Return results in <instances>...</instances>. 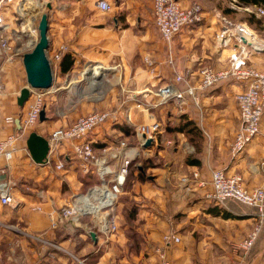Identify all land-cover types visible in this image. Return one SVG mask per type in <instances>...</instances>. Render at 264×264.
Returning <instances> with one entry per match:
<instances>
[{
	"label": "crops",
	"instance_id": "0c3cea01",
	"mask_svg": "<svg viewBox=\"0 0 264 264\" xmlns=\"http://www.w3.org/2000/svg\"><path fill=\"white\" fill-rule=\"evenodd\" d=\"M99 1L39 0L35 7H45L44 11L26 17L39 25L43 14L49 16L48 57L61 81L50 89L51 98L68 89L71 78L82 81L81 68L96 61L102 72L104 69L111 75L107 78L110 82L100 97L89 92L94 99L83 115L99 110L120 114L119 123L107 122L91 134L96 149L114 144L118 137L135 144V128L140 124L159 121L162 131L152 146L139 148L138 169L128 177L117 206L118 231L105 236L86 216L71 233L67 223L52 228L51 221L74 193L91 186L87 179L93 178H86L88 174L78 168L68 144L61 146L58 156L67 162V168L58 172L33 160L27 139L33 131L47 138L53 129L70 125L83 115L76 112L79 102L68 100L58 111L59 117H53L49 111L54 112L55 101L52 109L46 103V119L20 138L13 159L0 155V182H21L13 189L15 204H3L0 199V264H160L157 248L164 245L165 234L180 238L170 247L174 264H264V217L258 209L233 198L220 201L207 195L215 169L241 175L246 188L264 185V112L258 136L243 152H232L240 125L236 96L246 83L228 78L206 90L199 89L197 102L187 97L179 104L172 100L161 105L155 94L176 74L184 76L182 87L186 83L198 87L203 67L222 69L229 65L234 49L219 47L217 35L221 17L226 16L228 7H236L237 0H177L184 7L199 4L202 21L184 27L170 45L156 25L153 0H106L111 5L108 11L100 9ZM12 4L2 10L9 30L14 21L5 11ZM63 44L68 51L55 61L53 55ZM68 53L70 57L65 59ZM23 55L11 63L0 56V79L4 82L0 139L12 130L4 122L5 116L17 115L18 109H23L14 84L25 79L23 87L28 85ZM251 61L264 69V52L254 53ZM63 64L72 66L63 72ZM90 88L85 87L87 91ZM184 177L190 180L185 182ZM37 205L42 210H35ZM257 226L260 229L253 245L242 248L240 244ZM44 240L57 241L67 251Z\"/></svg>",
	"mask_w": 264,
	"mask_h": 264
},
{
	"label": "built area",
	"instance_id": "2783aa9c",
	"mask_svg": "<svg viewBox=\"0 0 264 264\" xmlns=\"http://www.w3.org/2000/svg\"><path fill=\"white\" fill-rule=\"evenodd\" d=\"M38 1L0 0V28H7L8 26L2 14L4 5L16 3L20 11L27 5L35 6ZM98 5L104 11L111 9V5L106 0H100ZM153 8L155 22L161 37L169 45L184 27L202 21L199 4L184 7L177 0H153ZM243 9L249 13H255L257 16H264V7L262 6L248 5ZM30 19L27 18L25 23L21 25V31L25 32L26 28L29 27L31 33L29 45L34 47L39 39V30L38 24H32ZM221 22L222 28L217 35L218 45L221 48L233 47L234 49L229 58V65L222 69L211 66L203 67L200 70L198 87L189 83L182 87L181 84L185 81L184 76L176 74L171 83L159 88L155 94L158 97V104L161 105L172 100L179 104L184 102L187 97H191L197 102V90L199 89L206 90L228 78H235L246 83V88L236 96L240 110V125L232 144V152L237 155L243 152L249 142L260 132L264 112V69L249 63L252 55L259 52L258 49L261 48L251 41L256 37L255 31L246 22H236L226 16L221 17ZM67 51L68 47L63 44L55 52L53 59L55 61L61 60ZM0 54L4 55V61L7 63L14 62L23 55L4 35L0 37ZM146 61L150 66L153 65L149 58H146ZM1 90L0 80V92ZM49 92L50 89L33 90L32 100L26 115L22 119L15 114L5 116L4 122L9 124L12 130L4 139H0V155L8 161L13 159L19 149L20 138L39 122L42 110L46 109L45 97ZM119 121L120 114L117 110L92 111L80 116L70 125L53 129L47 137L49 153L45 165L58 172L64 171L67 168V162L64 159H59L58 156L61 146L68 144L74 153L78 168L86 174H95L99 180L89 186L86 191L73 194L70 201L62 206L58 216L52 219V228L67 223L71 233H73V230L81 225V218L89 216L93 219L94 228L103 235L109 236L118 231L117 206L131 168L138 164L139 148L144 147L149 139H154L162 131V125L159 121L140 124L135 128L137 137L135 144L130 143L125 138L118 137L114 144L97 150L90 137L91 134L107 122L117 124ZM196 178H198V172L194 173V179ZM189 180L188 177L183 178L185 182ZM210 183L211 189L207 193L209 197L220 201L228 198L236 199L256 207L259 216L264 217V185L251 189L246 188L241 175L229 174L224 169L213 170ZM14 187L15 184L10 180L0 182V199L3 204L16 203L13 194ZM41 194L43 195L42 191ZM34 209L40 211L42 207L37 205ZM259 229L260 226H257L248 238L240 244L242 248H250L253 245ZM163 240L164 245L157 248L160 264H174L170 255V247L173 243L179 242L180 238L173 234H165ZM44 242L53 248L67 251L57 241L44 240Z\"/></svg>",
	"mask_w": 264,
	"mask_h": 264
},
{
	"label": "rangeland",
	"instance_id": "374dc122",
	"mask_svg": "<svg viewBox=\"0 0 264 264\" xmlns=\"http://www.w3.org/2000/svg\"><path fill=\"white\" fill-rule=\"evenodd\" d=\"M15 4V3H14ZM14 4H12L11 6H8V8L6 9V13L9 16V18H11V20L14 21V23L11 25L14 27H16V23H17V30L10 28V30L6 27L4 28H0V37L1 36H6L9 38V40L12 42V44L14 45V47L16 49H19V51L23 54L30 52L29 50L33 47L30 46L29 43L31 41V33L29 31V27L26 28V31H21V25H23V23H25L26 21V17L27 15L30 13H34L37 10H43L45 9V7H43L42 9H39L40 7H35L30 5H27L23 8L20 9L17 6H15ZM236 7L239 12L235 15H233V19L236 22H245L247 21V14L244 12L243 6H241L242 8H239L240 5L238 3H236ZM247 12V11H246ZM256 34V40L263 43L264 44V26L262 24L256 23L255 25H249ZM11 32H9V31ZM34 48V47H33ZM33 50V49H32ZM31 50V51H32ZM0 56L2 58H5L3 54H0ZM22 57V56H19ZM18 57V58H19ZM250 65L253 66H257V64L255 65L251 59H250ZM1 66V65H0ZM259 68V67H258ZM81 69H84V71L82 72L81 77L83 76V80L82 81H78L79 79L75 78H71V86L68 89H65L63 91V93L55 99L51 98V94L47 93L46 97H45V102L48 104V106L50 107L49 109H52V102L55 101V110L52 113L51 111H49L50 114H52L53 117H59L60 114H58L59 112L62 111V107L63 105L67 104V101H73L75 104H79L78 109H77V114L83 115V112L85 111L84 108L87 107V105H89L90 102H92V99L94 98H90L89 97V92H92V94L94 95L95 98L100 97L102 94V92L105 90V88L108 85V81L107 78L108 76L111 77V75H108V73L106 74L105 70L103 69L102 72V68H101V64H99V62L96 61H91L88 62L87 64L84 65V67H82ZM1 80V87L2 90L0 93H2V91L4 90V82H2ZM26 83V80H22V82H14L15 84V93L20 95V89L23 87V85ZM61 85V81L58 80L57 75L55 74V82H54V88ZM86 85H89L91 88L90 90H86L85 87ZM88 89V88H87ZM36 90V89H34ZM19 92V93H18ZM77 92V93H76ZM81 93H86L84 96L81 95ZM16 94V95H17ZM32 98V94L31 97L29 98V100L26 102V104L24 105L23 109H18L17 115H22L24 116V114L26 113V111L28 110V107L30 105V101ZM73 102H71L73 104ZM59 103V109H57V105ZM83 104V105H82ZM21 110V111H20ZM59 111V112H58ZM21 113V114H20ZM48 121V119H47ZM49 123V122H48ZM21 185V182L18 183L17 185H15V188H17L18 186Z\"/></svg>",
	"mask_w": 264,
	"mask_h": 264
},
{
	"label": "water",
	"instance_id": "95a60500",
	"mask_svg": "<svg viewBox=\"0 0 264 264\" xmlns=\"http://www.w3.org/2000/svg\"><path fill=\"white\" fill-rule=\"evenodd\" d=\"M39 39L32 51L23 55L24 66L27 73L28 85L23 87L18 96V104L24 107L31 97L34 89L49 90L54 86L55 73L48 57L49 40V16L43 14L38 25ZM264 52V48L258 49ZM46 119V111L42 110L40 120ZM20 121V119H19ZM153 139H149L144 145L145 148L152 146ZM27 146L33 160L38 164H45L49 153V141L43 135L33 131L27 139ZM93 234V233H92Z\"/></svg>",
	"mask_w": 264,
	"mask_h": 264
},
{
	"label": "trees",
	"instance_id": "16d2710c",
	"mask_svg": "<svg viewBox=\"0 0 264 264\" xmlns=\"http://www.w3.org/2000/svg\"><path fill=\"white\" fill-rule=\"evenodd\" d=\"M237 3L240 6H247V5H250V4H256V5H260V6L264 7V0H237ZM238 12H239V10L237 8L228 7V9L225 11V15L228 18L233 20L234 19L233 15L237 14ZM244 12L248 15L247 16V21H245L248 25H255L256 23H259V24H262L264 26V16H257L255 13H249V12H246V11H244ZM69 57H70V54L68 53V54L65 55L64 58L68 59ZM71 66H72V64H69L68 66L65 67L64 64H63V68H62L63 72L64 71L65 72L68 71L71 68ZM127 132H128V130H127ZM142 167H143V169L146 168V163L145 162L142 163ZM137 169H138V166L137 165H133L132 168H131V172H132V170H137ZM131 172H130V174H131ZM130 174H129V176H130ZM141 177H143V175ZM86 178H93L91 180L87 179L88 180L87 181L88 185H93V184H95V183H97L99 181L97 176L95 174H92V173H89L88 176H86Z\"/></svg>",
	"mask_w": 264,
	"mask_h": 264
},
{
	"label": "bare ground",
	"instance_id": "6f19581e",
	"mask_svg": "<svg viewBox=\"0 0 264 264\" xmlns=\"http://www.w3.org/2000/svg\"><path fill=\"white\" fill-rule=\"evenodd\" d=\"M255 45H257L258 47L264 48V45L261 44L259 41L256 40V38L254 37L253 40H251Z\"/></svg>",
	"mask_w": 264,
	"mask_h": 264
}]
</instances>
